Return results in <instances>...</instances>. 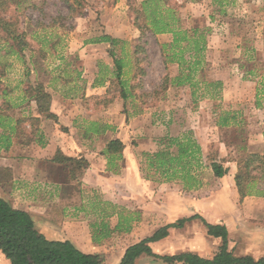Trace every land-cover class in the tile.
Returning a JSON list of instances; mask_svg holds the SVG:
<instances>
[{"label": "crops", "instance_id": "1", "mask_svg": "<svg viewBox=\"0 0 264 264\" xmlns=\"http://www.w3.org/2000/svg\"><path fill=\"white\" fill-rule=\"evenodd\" d=\"M250 2H257L264 7V0H241L242 4ZM197 3L189 5L191 9L197 10L194 17H200L207 26H211L215 22L227 21L230 16L228 7L234 6L236 0H204V3ZM262 8L253 11L250 15L252 21L259 20L256 14L261 12ZM180 19L182 21L181 16ZM260 19L264 20V17ZM263 20L259 22V26L255 25L254 34L248 36L255 41V47L249 46L246 34H241V38L236 36L239 40L233 53V59H237L236 63L227 65L225 48L219 51L221 61L218 67L225 72L217 79L223 84L221 96L219 100L199 99L201 105L203 103L210 106L215 102L219 104L214 109H209V112L200 110L197 122L189 128L203 153V165L198 170L201 185L190 191H184L179 182L159 184L143 178L136 153L155 151L158 139L164 137L162 135L164 132L155 127L154 122L162 108L160 110L159 106L155 110L145 108L143 113L135 115L124 110L123 99L115 98L112 101L109 95L110 80L114 74L111 62L104 59L109 70L103 75L97 67L96 60L84 61L77 67L74 61L72 63L66 61L69 59L68 55L77 57V61L78 58L83 59L84 55H81L83 49L80 48L75 50V55L54 50L56 55L52 60L55 63L50 66L45 63L48 53H43L41 65L35 62L34 53L30 52L27 67L24 66L21 74L10 80L9 72L19 67L16 59L24 57L8 53L4 42L0 40V198L13 208L29 213L35 227L48 239L68 240L84 250L83 252L99 254L97 248L94 251L84 248V240L80 239L79 233L70 238L62 233L63 237L54 238L57 233L53 231L68 230L66 222L70 221L64 218L59 222L47 219V205L55 198L60 201L66 187L71 185L63 181L65 175L71 174L70 168L62 163L53 162L55 154L59 152L63 156L77 160L75 165L78 164L81 171L79 170L77 176L70 180L81 183L79 188L81 194L84 190L87 193L95 191L101 194L104 200L114 204L144 201L141 206H137L140 214L138 222L127 234L128 236L137 234L139 238L124 246L117 264L128 246L180 219L191 220L181 228H171L166 238L150 243L154 254L172 256L191 252L202 258H212L219 251L221 239L207 234L201 220L203 219L208 224L223 225L226 228L227 249L234 256L264 259V178L258 179L261 184L256 185L257 190L263 191L262 194L253 193L242 199L235 181L237 176L243 175L244 163L240 160V154L243 157L247 153L264 155V124L257 128V131L245 130L248 137L246 146L240 147L229 146L221 139L210 141L214 139L209 131L210 126L203 121V116L209 115L213 120L211 133L214 135L215 131H240L242 120L245 119L248 110L241 104L248 95H251L253 100L249 110L254 109L256 113L264 116V71L252 66L256 61V53L264 52L262 38L264 31L261 27ZM208 31L205 53L207 64L210 62L208 55L211 53L209 40L212 39L213 42L215 39L213 37L215 34L210 36L212 31L210 29ZM225 33L227 34L226 31ZM221 36L223 38L225 34ZM171 38L169 34L154 36L157 41L166 43H170ZM88 46L110 48L105 43L89 42ZM175 67L173 79L178 74L177 65ZM249 71L254 73L250 74ZM173 79L170 80V84L174 90L182 89L190 93L187 86L173 85L171 83ZM37 83H40L51 97L49 113L53 118L39 113L35 97L26 93L28 86L35 87ZM173 100L174 104L178 102L174 97ZM257 100L261 105L259 107L256 106ZM169 111L162 113L163 116L167 115V119L173 113ZM226 113L229 116V127L219 128L216 124L221 114ZM170 126L164 128L165 136H173ZM113 139H119L125 146L123 159L116 163L117 172L108 170L107 159L103 155L106 144ZM212 148L217 149L216 160L228 170L222 178H216L210 168L208 156L214 151ZM136 203L135 201L131 204ZM40 214L43 215L42 219ZM116 222L115 219L114 224H111L112 228ZM73 225L75 224L72 223ZM41 228L50 230L48 231L50 236ZM77 239L80 240V245L76 243ZM93 244L100 248L98 244ZM146 260L147 264H167L147 256L139 258L135 264Z\"/></svg>", "mask_w": 264, "mask_h": 264}, {"label": "rangeland", "instance_id": "2", "mask_svg": "<svg viewBox=\"0 0 264 264\" xmlns=\"http://www.w3.org/2000/svg\"><path fill=\"white\" fill-rule=\"evenodd\" d=\"M77 1L81 2L80 0H22V3L18 6L22 29L26 32L29 42L35 46L36 51L33 56L36 58V63L42 65L41 57L43 53H48V59L45 60V63L50 66L55 63L54 60H52L56 55L54 50H61L64 51V53L66 52L67 54L71 53L75 55V50L80 48L81 50L83 49L81 51V55H84L83 59L78 58L79 60L77 61V57L68 55L69 59L66 61L69 60L71 63L74 61V64L77 67V65H80L84 61L94 62L96 60L98 69L104 75L107 70H109L107 69L104 59L111 62L113 69L115 70L114 59L111 58L110 55L111 52L114 53L118 59H122V80L126 81L127 86L132 92V96L126 100L127 106L124 107V110L138 115L143 113L145 108L155 110L159 106L158 109L160 110L162 108V110H160V113L158 114V117L155 118L154 122L155 127L160 128L164 132L162 133L163 136H165L166 133L164 128L169 125H171L170 132L173 136H177L180 133L189 130V128L197 122V118L200 116V110L209 112V109L212 110L218 106V102L212 103L210 106H205L203 103L201 105V101L199 102V100L193 102L191 91L189 93V91H182V89H173L170 80L173 79L176 64L165 62V54L168 53L165 51V53H163L162 49V46L169 43L157 41V39H154V36L150 33H145L141 39V34L137 29L136 24H134V19L138 16L142 0H82V4L76 6L75 3ZM164 1L169 7L176 9L180 14L182 18L181 25L183 28H207L212 31L210 36H212L213 33L215 34L213 35V37H215L213 42L211 41L212 39L209 40L211 53L208 55V60H210V62L204 67L203 76H200L207 81L217 80L221 73H225L223 70H219L218 67L220 65L219 62L221 61V54L219 51L225 48L227 53L225 57L228 60H226L227 65L236 63L237 59H233V53H235L236 46L239 43L236 36L241 38V34H246V38H248L249 35H253L255 32V25L259 26V22L263 20L260 18L264 17V7L262 8L261 4L257 2H255L256 4L253 2L242 4L241 0H236L234 6L228 7V13L230 16L226 19V22H215L211 26H207L200 17H194L197 14L196 8L191 9L189 6L190 3H204V0ZM12 5H14V3L10 4L9 9L11 11L13 8ZM68 5H72L73 8H69ZM29 6H35L36 9L31 10ZM260 8H262V11L259 13L257 12L258 14H256V18H259V20L256 22L252 21L250 15L253 14V11H258ZM247 18L249 19L246 21ZM35 23H37L38 26ZM137 23L142 25L143 21L139 19ZM263 25L264 20L261 27H263ZM221 34H225V36L222 38ZM104 36L117 39L119 43L115 47L105 43L108 44L110 48L88 46L89 42L93 43ZM248 42L250 43V47H255V41L253 38H248ZM137 45L140 46V49H138L137 52L138 59L135 58L134 54ZM85 47L87 48L85 49ZM84 49L86 51H84ZM23 55V59H16L19 67H16L9 72L10 80L17 77L18 74H21L22 70L27 67L30 52L26 50ZM255 56L256 61L252 66H255L258 70L264 71V52H258ZM177 72H179V69ZM166 76H168V81L165 84L164 78ZM115 78L116 77L113 74L111 78L112 81L110 80L111 92L109 95L112 101L113 98H117L120 93ZM243 91H245V88ZM173 97L174 99H178L176 104L173 103V101H175L173 100ZM252 101L251 95H248L246 100L241 104L243 107H247L248 110L245 119L242 120L243 122L240 131H215L214 135L211 133V131L213 132V130H211L213 120L209 115L203 116V121H205L207 126H210L209 131L214 138L210 141H218L221 139L228 143L229 146H246L245 143L247 142L248 137L245 134V130L250 129L257 131V128H261L264 124V119H261L264 116L256 113L254 109L249 110ZM219 106L221 108V104ZM169 110L173 112L170 115L171 119H167V115H162L163 112H170ZM147 120L151 121L150 119ZM143 125L145 126V124ZM126 140L128 141V139ZM213 146L216 147L215 144H213ZM212 150L214 151H211L209 155L217 154L216 148H212ZM240 156L241 162L244 163L245 158L241 154ZM69 168H72V170L74 169V172L70 175L67 173L68 175L64 176L63 181H65V183H70L71 185L66 187L60 201H57L58 199L55 198L54 201L47 205V219L53 222H59L61 218L70 220L66 222L67 227L69 228L68 230H64V232L62 229L53 231L59 235L56 234L54 238L56 239V237L60 236L63 237L62 233L68 238L79 233L80 239L83 238L84 240V248L88 251H94L97 248V251L100 252L99 255L104 259L103 264H117V260L119 259L124 246L137 240L139 236H137V234H134L133 236H128L127 234L112 235L108 239L103 240L101 246L98 244L100 247L98 249V247L93 244L90 234V226L97 220L96 214H94V209L91 207V203L95 198L93 197L94 194H98L102 200H104V198L101 194L96 193L95 191L87 193V191L84 190L85 192L83 191V194H81V191H79L81 183L77 180L74 182L70 180V178L74 179L77 176V172L79 170L81 171V168H79L78 164H73ZM135 201L137 202L136 204H131ZM135 201H127L128 203L120 204L115 203L118 208H116V210L121 211L124 209L139 213L137 206H141L144 201ZM97 209H103L106 211L111 210L107 206H99ZM40 216L39 217L42 219L43 215L40 214ZM115 219L116 218H111L110 220H107L111 225L114 224ZM40 221L41 220H39V222ZM72 223L75 225L72 226ZM41 230H45V233L50 236L48 234V231L50 230H47V228H41ZM76 243H79L80 245V240L77 239ZM76 247L81 250L78 246ZM147 262V260L141 261L139 264H147ZM0 264H9L1 253Z\"/></svg>", "mask_w": 264, "mask_h": 264}, {"label": "trees", "instance_id": "3", "mask_svg": "<svg viewBox=\"0 0 264 264\" xmlns=\"http://www.w3.org/2000/svg\"><path fill=\"white\" fill-rule=\"evenodd\" d=\"M81 2L77 1L76 6ZM14 3L12 11L10 4ZM22 0H0V40L4 42L8 53L23 57L27 50L34 53V46L29 42L26 32L22 29L18 6ZM73 8L72 5H68ZM31 10L35 6H29ZM141 19L143 24L137 21ZM141 39L145 33L153 36L161 34L171 35V42L162 46L165 54V62L174 63L178 66V75L171 82L177 87H189L193 102L199 99L219 100L223 84L219 80L207 81L203 76L205 53L207 50L206 28L186 29L181 25V19L176 9L169 7L164 0H142L138 16L134 19ZM37 26L38 24L35 23ZM50 27V26H48ZM264 31V25H263ZM264 38V36H262ZM108 43L115 47L119 41L104 36L93 43ZM144 43V42H143ZM140 46L135 47V58ZM165 51V52H164ZM114 59V75L118 85L119 96L126 100L132 96L126 81L122 80L123 63L114 53H110ZM253 74V71H249ZM168 76L164 78V83ZM111 90V89H110ZM113 92V91H112ZM26 93L34 96L37 102V110L48 118H53L49 113L51 97L45 92L43 86L37 83L35 87L28 86ZM116 98V99H117ZM115 98H113L114 100ZM256 106H261L257 100ZM221 114L217 122L219 128L229 127L228 114ZM124 144L119 139L108 141L103 151L107 159L108 170L117 172L116 163L123 159ZM139 159L140 173L147 181L154 183L179 182L184 191L199 188L201 185L198 170L203 165V153L200 144L191 130L184 131L177 136L167 135L157 141V149L153 152L136 154ZM210 168L216 178H222L228 170L217 159V155H209ZM243 175L237 176L236 186L240 198L255 194H262L256 188L261 184L258 179L264 178V155L247 153L244 157ZM53 162L62 163L67 168L76 164L77 160L66 157L57 152ZM74 170V169H73ZM70 168V173L74 172ZM91 203L97 220L90 226L91 240L95 244L101 243L113 234H128L133 225L138 222L140 214L131 210L117 211V206L109 201L102 200L98 194ZM99 206H107L111 210H98ZM118 209V208H117ZM116 218V224L112 228L108 220ZM197 218V217H193ZM108 219V220H107ZM100 220V222H99ZM191 219H180L175 223L161 227L137 243L128 246L119 264H135L143 257H151L167 264H264V259L255 260L250 256L236 257L227 249V230L223 225H212L202 222L207 229V234L221 239L219 251L210 259L202 258L191 252H183L172 256H159L152 252L149 244L160 241L169 235L171 228H181ZM98 221V222H97ZM0 253L9 264H103L104 259L99 254H91L78 249L68 240H52L43 235L34 224L31 215L23 210L13 208L4 199L0 198Z\"/></svg>", "mask_w": 264, "mask_h": 264}]
</instances>
